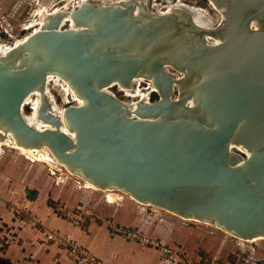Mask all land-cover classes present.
I'll use <instances>...</instances> for the list:
<instances>
[{
	"label": "water",
	"instance_id": "1",
	"mask_svg": "<svg viewBox=\"0 0 264 264\" xmlns=\"http://www.w3.org/2000/svg\"><path fill=\"white\" fill-rule=\"evenodd\" d=\"M210 1L217 24L186 4L161 12L150 0L82 2L67 28L66 13L54 14L0 55V141L12 133L25 149L46 145L100 188L264 237V0ZM51 74L82 103L60 116L45 99L39 115L54 127L40 130L22 110ZM135 77L151 80L157 98L132 108L106 90L135 92Z\"/></svg>",
	"mask_w": 264,
	"mask_h": 264
},
{
	"label": "rangeland",
	"instance_id": "2",
	"mask_svg": "<svg viewBox=\"0 0 264 264\" xmlns=\"http://www.w3.org/2000/svg\"><path fill=\"white\" fill-rule=\"evenodd\" d=\"M174 1L150 0V3L156 9H165ZM182 1L206 8L217 18L208 0ZM49 2L51 0H0V39L11 42L16 37L26 35L32 29L25 30L24 24L32 18L39 5ZM52 92L58 96L59 105L66 106L58 91L52 89ZM25 109L28 112L29 106H25ZM64 169H53L45 160L36 161L3 146L0 152V258L12 261L7 249L14 244L23 246L20 234L25 226L30 225L43 233L54 231L63 234L49 229L36 214L33 207H36L34 203H38L40 207L49 208L57 217L70 220L82 229L87 228L89 222L105 224L114 236L156 248L165 255L169 264H264V240L242 245L221 228L184 220L163 209L156 210L153 206L141 208L128 197L111 203L104 192L80 187L74 177L63 179L66 177ZM37 242L46 243L47 247L56 246L66 252L64 261L59 260L58 264H86L66 245L45 241V235L43 239L38 237ZM161 259H164L163 256Z\"/></svg>",
	"mask_w": 264,
	"mask_h": 264
},
{
	"label": "bare ground",
	"instance_id": "3",
	"mask_svg": "<svg viewBox=\"0 0 264 264\" xmlns=\"http://www.w3.org/2000/svg\"><path fill=\"white\" fill-rule=\"evenodd\" d=\"M60 1L61 0H58V1L57 0H51V2H49L47 4L42 3L41 5H39V7L33 12L34 14H33L32 18L27 23L24 24L23 28L25 30H30V29H32V30L28 31L26 33V35H24L23 37H20V38L16 37L11 42H5V41L0 39V55H4L6 53V50L11 49L15 45L26 40L29 37V35H31L35 31H38L39 29L46 27L49 18L58 12H65L66 13L64 15L63 19L61 20V23H60L61 28H67L69 26H73L74 21L71 18V15H70L71 12L75 8H77L82 2H85L88 0H67L65 2H62L61 4L59 3ZM94 1L102 2V3H108V2H114L115 3V2L129 1V0H113V1L94 0ZM208 1H209L210 5L212 6L213 10H215V13L217 14L216 19L214 18V15L212 16V14L209 13L206 8H203L200 6H195L192 4H187L186 2H184L182 0H175L174 3L170 4L165 9H159V8L156 9V7H154V5H153V8L158 10V11H161V12H166V11L170 10L171 8H173L175 5L183 3V4H186V5L194 8V9H198V10L204 12L206 15L210 16L212 19L214 18L216 21V24H217L222 20V13L219 9H217L212 4V2L210 0H208ZM66 23H68L69 25L66 26ZM136 79L138 80V82H137L135 92L129 91V90L134 91V88H125L122 86H119L120 92L123 93V95H121V96H119L118 94L113 92V89H112L113 86L107 87L106 90L109 91L110 93L113 92L115 94V96H117L120 100H122L124 103H127L129 106H131L133 108L136 106L137 102H139V101H148L150 89H152L154 91L157 90L155 87H153V83L151 82V80H149L145 77H135L134 83H135ZM143 82H145L146 87H142ZM147 84H149V85L147 86ZM52 89H55L58 91L57 93H59L61 95L62 101L66 104V106L69 104H81L82 103V101L77 96L74 95L71 86L67 83V81L65 79L61 78L59 75H56V74L49 75V77L46 80L44 88H39L36 91H33L29 94L28 98L24 102V106H23V110H22V113H23L24 117L27 119L28 124L32 125L33 127L37 128V129L43 130L45 128L54 127V125L52 123L43 120L39 115L40 106L45 99L48 101L49 109L53 113L60 115V116L64 113L66 106H60L59 105L58 99H57L58 96H56L52 92ZM27 105L29 106L28 112L25 109V106H27ZM63 129L68 131L66 129V127H63ZM68 133L70 135H73V133H71L69 131H68ZM14 142H15V138L13 137L12 133H9L4 141H0V152L3 151V146L5 145L8 148L15 149L17 152H19L20 154L24 155L27 158H30V159H33L36 161L45 160L46 162H49V164L52 166L53 169L56 168L57 170H62L64 167L65 168L64 170H66V172H64L66 177H62L63 179L64 178L67 179V177L68 178L74 177L77 179V180L76 179L75 180L80 187L83 186L84 188H92L94 190L104 192L107 201H109L111 203H113V202L115 203L117 201L118 202L122 201L126 197H128L131 201L133 200L137 204H139L141 206V208H143V206L144 207L145 206H153L156 210L157 209H159V210L163 209V208L158 207L156 205H153L151 203L142 202V201L136 199L135 197H133L132 195L128 194L127 192L122 191L120 189L100 188V187L96 186L93 182L86 180L84 177L72 173L66 167V165L59 162V160L55 157V155L52 153L50 148L46 145H43L41 147V149L38 151V149H36V148L30 149V150L25 149L20 145L14 144ZM238 149L245 153L244 157H246V155H248L246 151L240 149L238 146H234V150H238ZM42 150L45 151V155L43 154V152H41ZM163 210L170 212V213H173V214H176L170 210H166V209H163ZM176 215H178V214H176ZM178 216H180V215H178ZM180 217L183 218L184 220L185 219L194 220V221H197L200 223H205L208 225L218 227L217 225H214V224L207 222V221H202V220H198V219H194V218H186V217H182V216H180ZM218 228H220V227H218ZM224 231L227 234L235 237L238 240V242L242 245H244L246 242H258V241L264 240V237L255 238V239H247V238H242V237L236 236V235H234V234H232L226 230H224ZM260 264H262V263H260Z\"/></svg>",
	"mask_w": 264,
	"mask_h": 264
},
{
	"label": "crops",
	"instance_id": "4",
	"mask_svg": "<svg viewBox=\"0 0 264 264\" xmlns=\"http://www.w3.org/2000/svg\"><path fill=\"white\" fill-rule=\"evenodd\" d=\"M36 204V205H35ZM33 210L40 216L49 229L69 234L80 244L90 249L94 256L107 264H169L165 255L156 248L140 245L137 242L114 236L105 224L92 222L82 229L70 220H64L47 207H40L38 203ZM23 246L10 245L7 249L12 262L18 264H58L64 261L66 252L53 245H43L37 238H44V233L25 226L21 231ZM163 256V260L161 259ZM69 258V257H68ZM70 264V263H69Z\"/></svg>",
	"mask_w": 264,
	"mask_h": 264
},
{
	"label": "built area",
	"instance_id": "5",
	"mask_svg": "<svg viewBox=\"0 0 264 264\" xmlns=\"http://www.w3.org/2000/svg\"><path fill=\"white\" fill-rule=\"evenodd\" d=\"M148 85L149 84H147V86ZM142 87H146L145 82H143ZM112 89H113V92L118 94L119 96L123 95V93L120 92L118 85H113ZM113 92H112V94H114ZM154 94H155V91L150 89L148 101H146V102L153 101L154 100ZM44 235H45V241L50 240V241L56 243V245H61V244L66 245L72 253H74V254L78 255L80 258H82V261L85 262L86 264H107V263H104L99 258H97L96 256H94L89 249H84L82 247V244H80L71 235H63V234H60V233L54 232V231H45Z\"/></svg>",
	"mask_w": 264,
	"mask_h": 264
},
{
	"label": "trees",
	"instance_id": "6",
	"mask_svg": "<svg viewBox=\"0 0 264 264\" xmlns=\"http://www.w3.org/2000/svg\"><path fill=\"white\" fill-rule=\"evenodd\" d=\"M154 99H156V96H154Z\"/></svg>",
	"mask_w": 264,
	"mask_h": 264
}]
</instances>
